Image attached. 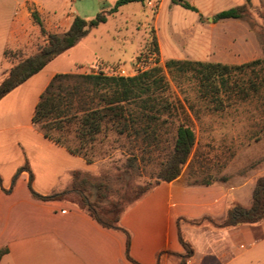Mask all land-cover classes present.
<instances>
[{"label": "rangeland", "instance_id": "rangeland-1", "mask_svg": "<svg viewBox=\"0 0 264 264\" xmlns=\"http://www.w3.org/2000/svg\"><path fill=\"white\" fill-rule=\"evenodd\" d=\"M177 2L188 3L197 11ZM41 3L51 18L64 17V28L59 31L64 34L75 16L93 20L102 11L109 12L116 0H41ZM245 5L248 6L245 18L215 20L220 12ZM41 37L37 52L46 44L42 32ZM154 37L160 49V66L168 81L167 90H158L156 96L169 105L171 114L154 115L160 119L153 121L149 131L156 130L158 135L147 141L119 135L111 126L105 128L83 150L92 168L78 180L86 183L77 190L72 183L65 197L66 202L80 207L84 202L78 191H83L89 202L100 209H116L120 221L145 195L137 199L138 196L146 189L152 190L160 181L158 173L173 150L184 110L190 114L196 134L194 152L182 172L185 181L211 182L264 171V0H251L250 5L247 0L131 3L108 15L106 23L90 29L74 48L63 53L58 58L57 69L86 74L98 73L100 65L106 70H132L140 56H147ZM25 58L22 55L12 61L17 64ZM143 60L149 68L155 58L148 55ZM169 60L229 66L262 62L252 68L233 70L227 85L215 89L193 73L167 69ZM63 126L62 130L53 131V135L67 146L77 148L76 125L65 122ZM133 154L138 157L134 168L128 166Z\"/></svg>", "mask_w": 264, "mask_h": 264}, {"label": "crops", "instance_id": "crops-1", "mask_svg": "<svg viewBox=\"0 0 264 264\" xmlns=\"http://www.w3.org/2000/svg\"><path fill=\"white\" fill-rule=\"evenodd\" d=\"M42 7L41 0H0V80L15 65L6 51L27 57L38 51L42 37L32 17L35 9L48 32L64 28V17L51 18ZM59 57L0 100V250L7 251L0 264H135L127 257L126 232L137 264H183L180 236L194 251L185 264H264V221L230 228L209 221L222 223L235 206L250 208L264 171L210 184L188 183L181 174L130 207L119 223L122 230L103 227L65 200L32 196L30 184L50 196L68 190L76 172L92 168L33 122L52 79L75 73L60 72Z\"/></svg>", "mask_w": 264, "mask_h": 264}, {"label": "trees", "instance_id": "trees-1", "mask_svg": "<svg viewBox=\"0 0 264 264\" xmlns=\"http://www.w3.org/2000/svg\"><path fill=\"white\" fill-rule=\"evenodd\" d=\"M146 0H116L115 6L109 11H102L93 20L87 21L79 16H75L73 22L64 34L50 33L45 30L43 23L37 13L33 14L34 21L41 27V32L46 37V44L34 55L21 59L10 70L5 73L0 80V100L9 92L26 82L35 74L42 71L49 63L66 51L74 48L86 35L90 29L98 28L107 22V16L117 13L119 9L131 3H144ZM186 9L197 11L195 7L188 3L177 2ZM251 0H247L250 5ZM248 15V6H242L227 11L220 12L216 16V21L221 20H241ZM21 51H6L5 58L12 61L21 57ZM148 55L154 56L155 61L152 66L145 71L139 72L135 76H120L117 70H109L99 66L98 73H60L57 74L40 98L37 106L34 124L44 133V135L67 147L72 153L82 156L89 163V159L83 150L87 144L93 143L98 136L111 126L119 135L128 134L143 141L157 138V131L152 132L153 121L160 117L157 114H171V108L165 101L159 99L158 90L165 92L168 81L163 67L160 66V49L157 38L154 37L151 49L147 56H140L143 60ZM13 62V61H12ZM261 60H256L241 66H229L221 63H210L190 60H169L166 68L180 73H193L202 82L209 84L215 89L216 86L225 87L233 70L252 68L260 64ZM264 62V60H263ZM185 111V117L179 121L174 142V147L167 159L163 162L162 168L158 173L160 181L172 182L178 179L184 167L190 161L196 145V134L193 128V120L189 113ZM72 123L76 125V136L79 141L77 148L67 146L61 139L53 135V131L64 128L63 124ZM138 157L133 154L128 159V166L137 167ZM24 169H28L25 167ZM82 173L74 174V190L85 180H78ZM210 184V182H202ZM155 186V187H156ZM154 187V188H155ZM32 196L42 201H62L68 194V190L50 196H42L35 192L30 184ZM146 189L141 196L150 192ZM83 198L84 205L81 209L87 211L90 216L103 227L108 229L122 230L119 227L120 216L116 209L104 210L89 202L83 191H78ZM77 192V193H78ZM136 199V200H137ZM115 208V207H114ZM214 225L222 228L236 227L240 225H255L264 221V175L256 181L253 192V201L250 208L235 206L227 213L225 220L217 224L209 219ZM126 232V231H125ZM127 235V257L137 264L130 256L131 237ZM180 241L186 254V259L193 256V249L180 236ZM6 250H0L1 257Z\"/></svg>", "mask_w": 264, "mask_h": 264}, {"label": "built area", "instance_id": "built-area-1", "mask_svg": "<svg viewBox=\"0 0 264 264\" xmlns=\"http://www.w3.org/2000/svg\"><path fill=\"white\" fill-rule=\"evenodd\" d=\"M134 68L135 69H132V70L120 68L119 70H117V74L120 76H132L136 73H139L141 71H145L147 69L146 63L144 62V60H138L135 63Z\"/></svg>", "mask_w": 264, "mask_h": 264}]
</instances>
